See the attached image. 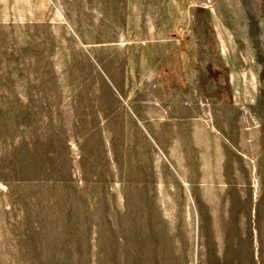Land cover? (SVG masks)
I'll return each instance as SVG.
<instances>
[{
  "label": "rangeland",
  "instance_id": "1",
  "mask_svg": "<svg viewBox=\"0 0 264 264\" xmlns=\"http://www.w3.org/2000/svg\"><path fill=\"white\" fill-rule=\"evenodd\" d=\"M0 264H264V0H0Z\"/></svg>",
  "mask_w": 264,
  "mask_h": 264
},
{
  "label": "trees",
  "instance_id": "2",
  "mask_svg": "<svg viewBox=\"0 0 264 264\" xmlns=\"http://www.w3.org/2000/svg\"><path fill=\"white\" fill-rule=\"evenodd\" d=\"M222 66H223V71H224V73H225V75L228 73V69L227 68H225V65L224 64H221ZM156 78H157V75H156ZM156 78H155V80H156ZM160 82H161V80H160ZM228 89H227V93L226 94H228V95H230V92L228 93ZM220 92H221V90H220ZM219 95H220V93H219ZM170 96H172V94H170Z\"/></svg>",
  "mask_w": 264,
  "mask_h": 264
},
{
  "label": "crops",
  "instance_id": "3",
  "mask_svg": "<svg viewBox=\"0 0 264 264\" xmlns=\"http://www.w3.org/2000/svg\"><path fill=\"white\" fill-rule=\"evenodd\" d=\"M202 125H203L202 130L205 132V134H207L208 133V130H207L206 126H204V124H202ZM207 136H209V134H207Z\"/></svg>",
  "mask_w": 264,
  "mask_h": 264
}]
</instances>
